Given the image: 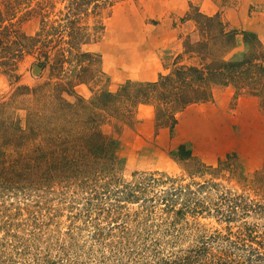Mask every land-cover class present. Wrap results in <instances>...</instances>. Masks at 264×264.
Returning <instances> with one entry per match:
<instances>
[{
  "label": "rangeland",
  "instance_id": "1",
  "mask_svg": "<svg viewBox=\"0 0 264 264\" xmlns=\"http://www.w3.org/2000/svg\"><path fill=\"white\" fill-rule=\"evenodd\" d=\"M3 1L10 0H0L5 9ZM11 1L13 21L28 34H36L43 19L55 25L67 22L69 0ZM192 6L221 12L232 26L256 31L264 39V0H117L84 21L91 31L102 27L81 49L93 54L90 74L98 68L104 74L97 83L77 85L78 93L90 98L99 89L117 90L128 80H155L168 72L187 35L197 34L195 22L184 18ZM246 50L240 36L230 55ZM44 60L39 50L28 53L15 71L18 83L0 68V99L8 98L18 84L34 86L47 80L56 60L47 67L41 64ZM35 64L42 66L39 74L33 72ZM177 117L175 127H159L155 105L141 103L119 126L104 124L118 138L123 161L118 178L109 184L103 178L90 185L57 183L0 191V264H152L146 257L152 260L154 250L210 264L206 255L193 250L203 242L228 264H264V257L247 248L254 246L264 255V211L259 210V203L264 204L261 99L218 86L211 100L193 103ZM172 180L191 183L192 196L204 204V211L176 212L183 198L176 210L169 207L165 197L171 198ZM128 185L142 186L137 187V197H123L120 191ZM228 190L245 195L254 210L228 211L234 217L228 221Z\"/></svg>",
  "mask_w": 264,
  "mask_h": 264
},
{
  "label": "trees",
  "instance_id": "2",
  "mask_svg": "<svg viewBox=\"0 0 264 264\" xmlns=\"http://www.w3.org/2000/svg\"><path fill=\"white\" fill-rule=\"evenodd\" d=\"M116 1L69 0L67 22L55 25L43 19L36 34L24 32L13 21L16 12L11 0L3 1L5 9L0 4V68L15 76L14 82L18 83L20 75L15 71L28 53L39 50L45 55L41 62L45 67L52 58L56 60L51 63L47 80L34 86L18 84L8 98L0 99V191H28L57 183L90 185L91 181L96 183L103 178L109 184L118 178L123 161L118 138L114 132L106 131L104 124L119 126L141 103L155 105L159 127H175L179 111L193 103L211 100L218 86H231L236 95L258 96L264 108V39L256 31L232 26L221 12L209 14L198 6H192L184 17L195 22L197 34L187 35L183 50L174 58L168 72H161L155 80H128L117 90L99 89L90 98L79 94L77 85L97 83L102 76L99 75L104 74L101 68L90 74L93 54L81 49L83 43L95 39L92 35L102 27L95 26L91 31L84 21ZM240 36L247 50L232 56ZM75 60L77 64L73 68L67 67V63L73 64ZM70 96L76 99L73 101ZM172 182L171 198L165 197L169 207L176 210L174 206L183 198V206L176 212L195 215L204 211V204L192 196L195 191L191 183ZM137 187L128 185L120 192L123 197H137ZM225 194L230 207L224 212L228 221L234 218L228 216V211L254 210V202L245 201V195H234L231 190ZM259 208L263 212L264 204L259 203ZM247 248L263 259L260 249ZM193 250L198 256L206 255L210 264H228L209 251L207 242ZM161 254L162 251L154 250L149 254L152 260L146 259L152 264L204 262L188 255Z\"/></svg>",
  "mask_w": 264,
  "mask_h": 264
},
{
  "label": "water",
  "instance_id": "3",
  "mask_svg": "<svg viewBox=\"0 0 264 264\" xmlns=\"http://www.w3.org/2000/svg\"><path fill=\"white\" fill-rule=\"evenodd\" d=\"M42 70V66L40 64H35L34 68H33V72L35 74H39Z\"/></svg>",
  "mask_w": 264,
  "mask_h": 264
},
{
  "label": "crops",
  "instance_id": "4",
  "mask_svg": "<svg viewBox=\"0 0 264 264\" xmlns=\"http://www.w3.org/2000/svg\"><path fill=\"white\" fill-rule=\"evenodd\" d=\"M204 11V10H203ZM204 12H206V11H204ZM206 13H209V14H214V13H210V12H206ZM225 87H231V86H225ZM233 88V87H232ZM234 89V88H233ZM215 91V90H214ZM234 91H235V89H234Z\"/></svg>",
  "mask_w": 264,
  "mask_h": 264
}]
</instances>
